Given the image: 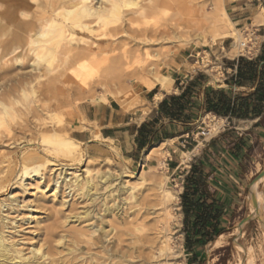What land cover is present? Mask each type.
<instances>
[{
	"label": "rangeland",
	"instance_id": "obj_1",
	"mask_svg": "<svg viewBox=\"0 0 264 264\" xmlns=\"http://www.w3.org/2000/svg\"><path fill=\"white\" fill-rule=\"evenodd\" d=\"M15 1L29 4L28 0H0V6ZM116 1L118 0L29 1L38 9L42 21L50 19L51 22L45 27V36L37 37L35 43L27 48L22 60H12L21 53L18 51L8 57L9 61L0 64V100L10 106L13 104L14 111H17L14 113L15 120L12 122L9 118L11 120L8 119V127L0 131V205L12 204V207L3 210V215H7L9 219L6 221L12 227L10 231L7 229L6 233L16 242L22 239L20 248H24L27 254L32 249L31 245L38 244L39 239L43 240V247L51 244V240L48 244L46 239L49 232L62 236L82 228L86 233L99 238L98 245H95L91 238L86 239L93 248L92 257L86 255L82 249L83 252H75L70 262L64 264H190L189 258L192 255L188 254L185 248L181 194L193 155L178 152L181 155L179 163L181 162L182 167L175 171L172 164H176L178 154H169L166 148L160 145L150 159L153 163L149 162L144 167V180H138L137 177L142 173L143 160L133 163L124 158L112 142L97 139L93 132L91 139H88L82 131L87 130V127L91 129L93 125L85 119L84 109L90 104H99L97 98L104 97L107 102L108 98L114 100L113 95L125 93L133 94L134 105L131 110L137 113L145 112V105H149L151 101V90L143 89L137 79L139 74L132 75L120 70L108 74L107 77L103 74L106 73L103 66L97 65L93 66L92 76L87 77L89 81L86 78L83 83L87 84L79 85L69 75L71 60L65 58V55L89 54L94 49L108 48L111 55L121 57L128 51L127 54L133 60L141 55L142 59L144 58L142 61L147 60L150 67L152 65L156 70L158 68L161 75H167L171 80L174 60L188 54L199 56L192 58L193 63L197 58L202 62L203 57L205 65L224 64L232 62L234 57L252 58L256 55L263 35V30L259 31L261 24L256 18L259 14H264V8L258 0H188L189 11L184 10L183 15L178 12L176 4H170L166 11L164 0H125L126 6L121 8L120 14L108 28L97 21L96 12H93L95 16H89L86 11V8H103L108 11ZM205 13L214 14V23ZM176 16L181 19L182 25L186 24L185 28L173 27L171 20ZM226 17L231 24L226 22ZM162 28H167L171 33L168 39L162 37L165 33L161 31ZM228 30L238 31L239 35L247 39L250 48L241 53L237 52L236 39L224 36ZM39 51L45 58L55 55L59 59L51 62L55 68L53 71H48L46 65L35 64ZM145 52H149V59H146ZM65 59L69 62L64 61ZM64 64L65 66H62ZM95 66L99 67L98 72ZM100 81L104 85L99 84ZM32 87L36 90L35 96L27 101L23 100V92L30 94ZM121 108L125 109L122 106ZM231 126L236 128L235 132L242 134L241 138L235 137V133L231 134ZM247 129L249 132H257L251 123L231 125L214 116H203L195 129L194 137L199 142L197 150L202 148L203 144L208 146L212 140L218 139L221 154L217 152L214 158L215 168L228 164L237 172L236 175L219 171L218 176L213 174V183L221 190L219 193L229 194L234 197L236 203L228 213L230 218L220 245L213 248L212 245L217 239L209 243L199 254V257L203 258L200 264H242L251 255L256 264L264 263V207L260 213L261 217H255L251 201V190L259 179L257 194H264V182L261 180H264V176L256 179L264 171V139L254 133H247ZM204 130L209 131L207 136L202 135ZM56 134L71 137L80 145L79 153L70 155L45 152L39 146V140L44 136ZM29 140L35 145L26 146ZM233 146L241 158L233 155ZM186 149L187 145L183 150ZM37 154L38 161L34 162L30 156ZM195 159L196 157L193 158ZM27 162H33L32 166L34 163H45L39 177L27 179L22 176ZM53 162L64 166L63 173L66 175L63 174V177L72 179L71 182L58 184L56 197L54 188L56 180L61 182V177L60 171L56 172L55 167L51 166ZM162 162L163 166L160 165ZM87 170L89 175L86 174ZM108 172L117 177L121 176L122 181L117 180L104 187L100 183L94 201L87 196L86 189L81 191L72 186L76 175H80L83 181L92 177L98 182L99 178ZM128 175L133 177L126 178ZM120 182L125 183V186L138 184L139 187L121 195ZM162 187L177 197L169 203L172 221L170 220L171 228L168 229L167 235L170 236L173 250L169 255L166 254L167 256L159 255L161 240L157 237L154 223L157 215L150 214L155 210L153 206L157 203L156 200L163 195ZM62 202L65 205H62ZM115 204H119L120 208L116 209L113 215L105 216L106 206L115 207ZM87 212L89 215H86ZM36 218L43 219L41 226L34 222ZM16 226L17 229H13ZM99 226L105 228L104 234ZM111 227H115L117 231L111 232ZM103 236L105 237L101 238ZM85 243L80 241L79 245L85 247ZM53 245L59 250L64 247L55 243ZM73 245L75 248L80 247L78 243ZM99 251L101 257L97 259L94 254Z\"/></svg>",
	"mask_w": 264,
	"mask_h": 264
},
{
	"label": "bare ground",
	"instance_id": "obj_2",
	"mask_svg": "<svg viewBox=\"0 0 264 264\" xmlns=\"http://www.w3.org/2000/svg\"><path fill=\"white\" fill-rule=\"evenodd\" d=\"M29 1L30 0H28L29 4H23V2H18V1L16 2L15 1L13 3L4 4L5 6L4 5L0 6V64L4 61L6 62L8 60L9 56L14 55L18 51H21V53L19 55H17L16 57H13L12 60L13 61L14 60L17 61L19 59L22 60L24 58V55H25L24 53L27 51V48L30 45H32L33 43H35V41L37 40V37L45 36V32H46L45 27L50 24L51 20L46 19L45 21H42L43 19L41 20V17L39 16V13H38V9L34 6H32ZM31 1L33 2L35 0H31ZM170 4L171 5L176 4L178 12L181 14L183 13V15H185L184 10L186 11L188 9V11H189V8H187V7H189L188 0H164V6L166 8L165 9L166 11H168V7ZM124 6H126L125 0H118L115 2V5H113V6L111 5V8L108 11H106L103 8L102 9H94V10L86 8V11L88 12L89 16L94 15V13L96 12L97 21L100 22L101 24H103V27L108 28L114 22L116 17L120 14V10ZM188 11H187V13H188ZM205 15L210 20L214 19V16H213L214 14L212 15L210 13H205ZM177 17L178 16H176L173 20H171L173 27L176 29L185 28V26H184V25H186L184 23L185 21L183 22L184 25H182V23L180 21L181 19L177 18ZM224 17H225V14H224ZM256 20L259 24H264V14H259V16L256 18ZM226 22L228 24H231L227 17H226ZM213 23H214V20H213ZM187 26H188V24H187ZM158 28H157V30H158ZM161 31H165V33L162 36L165 39H168L169 36H171V33L167 30V28H164V29L162 28ZM144 35L145 34H143V36ZM225 35H226V38L236 39V42H237L236 43V50H237V52L241 53V52L248 50L250 48V46L246 42L247 39L245 40L241 34L239 35L238 31L236 32L234 30H228L225 32L224 36ZM127 53H128V51L124 52V54H122L121 57H117V55L116 56L111 55L110 50H108V48H104V49H98V50H95V49L91 50V52L89 54L80 53V54H74L71 56L68 53L65 55V58H69V61L71 60L70 61L71 63H69L70 64L69 67L71 68V69L69 68L71 74H69V75L72 76V78L75 80V82H77L79 85L84 83L86 78L91 75V72L93 70V66L97 65L99 67L103 66V70L105 69V72H106L103 74H106L107 77H109L108 74L116 73L120 70H123L124 72L126 71L128 74H132V75L139 74L140 76L138 75L139 78H137V79L143 85L144 90L149 91V90H153L156 87H160L163 91H170L171 83H170V79L168 77H166L167 75L166 76L161 75V71H158V68L156 70V68L153 67L152 65L150 67V65L147 64V62H146L147 60H145V62L142 61L144 58L142 59L141 55H139L140 57L133 60ZM144 55H145L146 59L150 56L149 52H145ZM36 57L37 58L35 60V64L36 65H46L47 70L50 72L55 69V68H53V65H51V62L55 61V60H59L55 55H53V56L49 55L48 57L45 58L44 56L41 55V51H39L36 54ZM64 61H68V60L65 59ZM64 61H63V63H64ZM69 64H67V66ZM62 66H65V64ZM97 66H95V68L99 69V67H97ZM136 68H138V70H136ZM98 69H97V72H98ZM67 74H68V72H67ZM94 74H98V73H94ZM118 74H120V72ZM96 76L97 75H95V77ZM103 77H106V76H103ZM135 78H136V76H135ZM70 79L71 78H69V80ZM88 79L89 78H87V80ZM127 79H129V78H127ZM109 80H111V79H109ZM57 82L59 83L60 81H57ZM100 82H99V84L104 85L102 82L101 83ZM58 83H57V85H58ZM85 84H87V83H85ZM85 84H83V85H85ZM30 86H32V85H30ZM88 86H89V84H88ZM127 86H128V84H127ZM25 87H28V86H25ZM33 87L31 90L32 92L30 94H28V92L27 93L23 92L24 99H23V97L21 99L27 101L31 97L35 96L36 90L34 91ZM123 88H125V87H123ZM87 91H89V90H87ZM23 94L21 96H23ZM97 96H99V95H97ZM112 97L119 105L124 107L126 110H131V108L134 105V103L132 102L133 94L127 95L125 93H120V94L113 95ZM161 97H162V94H160V93H159V95L156 96L157 99H160ZM97 101L104 103L105 99H104V97H101V98H97ZM19 102H21V101H19ZM23 104H24V102H23ZM17 105L18 104H16V106ZM12 106L14 107L13 104L10 106V105H7L3 101L0 100V131L2 129H6L8 127V119L9 118L12 119V122H13V120H15L14 119L15 118L14 113H16L17 111H14ZM51 109H53L52 106H51ZM147 110L148 109H146V111ZM16 118H18V117L16 116ZM11 119H9V120H11ZM61 130H63V129H61ZM99 138H101V137H99ZM27 143L28 144L26 146H28V147H32L35 145L32 140H29ZM38 144L45 152H48V153L62 152L64 154L72 155L75 153H79V148H80V145H78V143H76L74 140H72L71 137L62 136L59 134H56L54 136L53 135L44 136L39 140ZM161 146H162V144H161ZM159 148H160V145H155L152 148L148 149V151L145 153L144 158H143V162L141 165L142 173L137 177L138 180H141V181L144 180V174H145L144 167L146 166L147 162L151 159L154 151L158 150ZM37 156H38V154L34 155V156L32 155L30 157H33V159L32 158L31 159L34 162H37L38 161ZM32 164H33V162L30 164L27 162L25 164V167L23 169V174H22V176L24 178L33 179V178L39 177L40 173L42 171V168L45 166V163H37V164L34 163V166H32ZM160 165L163 166L164 163L162 162ZM51 166L55 167L56 172L60 171L59 176L61 177V182H60V180H56V185L54 188V197H56L57 193H58V189H59L58 184L68 183L69 181L71 182L72 179L69 180L66 176L63 177V174H64L63 172L65 169L64 166L57 165L54 162L51 163ZM33 173H34V175H32ZM86 174L89 175L90 172L87 170ZM64 175H66V173ZM41 177H43V176H41ZM131 177H133V175H128L126 178H131ZM83 180L84 179H82L80 177V175L79 176L76 175L75 181L72 182V186H75L76 188H78L81 191H84V189H86L87 190V196L90 197L94 201V200H96L95 193L98 192V189H99L98 186L100 185V183H102V185L104 187L107 184L115 183L117 180L122 181V177L121 176L117 177L113 173L108 172V173H104L99 178L98 182H96L92 177L86 178L85 181H83ZM263 182H264V180H263ZM120 184H122L120 186V189H119L121 195L128 193L129 190H132V191L137 190L139 187L138 184H128V186H125V183H123V182H120ZM162 193H163V195L162 196L160 195L161 197H159V198L157 197L158 198L156 200L157 203H155L153 206L155 208L154 212L150 213L152 215H157L154 219V223H155V230L158 232L157 237L161 240V242H160L161 245H160V249H159V255L160 256H164L173 250V248L170 244V242H171V240L169 239L170 236L167 235V233H169L168 231L170 230L169 228H171V227H169L170 222L172 221V214L169 211V203H171L173 199H177L176 195H174L168 189L167 190L164 189V192H162ZM132 197L134 198L135 196L133 195ZM251 201L254 205L255 217H256V215L261 217L260 213L262 212V209L264 207V194H262L260 192H259V194L252 192L251 193ZM64 202H62L61 204L65 205ZM7 207H12V204L1 203V205H0V264H64L67 261L70 262L71 256L75 252H79V251L83 252L82 249H84V252L86 255H90L91 257L93 256V253H91V250L93 248L91 247L90 242L89 241L87 242L86 239L91 238L95 245L99 244V238L98 237L95 238V236H92L90 233L89 234L86 233L84 231V229H82V228L74 229L72 232H67L66 234H63L62 236H59L58 234H54L52 232H49V236L46 239H47V242L49 240H51L50 241L51 244H49V242H48L49 245L46 247H43V246H41V243L43 242V240L39 239L38 244H36V245L32 244L31 245L32 249H31L30 253L27 254L24 248H20V246H21L20 242L22 241V239H19L16 242V241H14V238L10 237L9 234L6 233L7 229L9 231L12 229V227L9 225V222L6 221L8 219V216L3 215L4 214L3 210ZM159 207H161V208H159ZM119 208H120L119 204H117V205L115 204V207L114 206H112V207L106 206L105 216L113 215L115 210L119 209ZM157 211H162V212L157 213ZM86 215H89V212H87ZM23 220H24V218H23ZM26 222H29V221L26 220ZM34 222L36 223L37 226H41L44 221H43V219H37L36 218L34 220ZM17 227L18 226H16V228H13V229H17ZM100 230H101V233L104 234L105 228H103L101 226ZM114 231H117V229L115 227H111V232H114ZM104 237L105 236H103L101 238H104ZM263 237H264V234H263ZM41 238H42V234H41ZM70 238H71V240H69ZM222 238H223V235L220 236L219 238H217L215 243L212 245L213 248H215L217 245H220ZM80 241L86 242L85 247H82L79 245ZM23 242L26 243L25 241H23ZM54 243L57 245H64L63 249L59 250L56 245H53ZM74 243H78V246H80V247L75 248L76 245H73ZM72 245L75 247H73ZM111 252H112V250H111ZM94 255L96 256L97 259H99L101 257V252L99 251ZM82 256H84V255H82ZM242 264H256V263H255L254 257L251 255V257L247 258V260Z\"/></svg>",
	"mask_w": 264,
	"mask_h": 264
},
{
	"label": "crops",
	"instance_id": "obj_3",
	"mask_svg": "<svg viewBox=\"0 0 264 264\" xmlns=\"http://www.w3.org/2000/svg\"><path fill=\"white\" fill-rule=\"evenodd\" d=\"M257 2H259L260 6L264 8L263 0H258ZM260 30H263V35L261 36L262 44L259 46L256 55L252 58L247 57L250 60L260 56L262 53L264 44V24L260 25L259 31ZM194 57L199 56L188 54L174 60L172 64L174 69L173 76L170 80V91H163L160 87H156L151 90V101H149V105H145L148 109L146 112L139 111L137 113L133 110L123 109L115 100L108 98L107 102L90 104V106L84 109L85 119L93 126L91 129L87 127V130H83L82 132L87 135L88 139H91V133L93 132L95 133L97 139L101 137L106 142H112L122 153L123 157L133 163L138 162V160H141L142 162L148 149L161 144L163 148H166L169 154H178V152H181L184 155L192 154L193 158L196 157V159L200 157L208 146L203 144V147L197 150L199 142L194 137V134L199 119L203 116H214L217 119H222L230 124L228 118L218 117L211 112L204 113L203 104L205 102L206 92L209 91L210 88H214L217 90H224L226 93L233 92V96L237 94L249 95L258 88V82L249 88L230 86L227 82L236 75V65H231V62L216 65L211 63L205 65L203 57L202 62L199 58H197V60L193 63L192 58ZM239 58L240 57L232 58V62L238 61ZM176 74L178 76H175ZM199 75L203 76L204 80L199 83L198 87L191 90L190 96L186 100L187 105L185 109L177 112L174 116L166 115L160 110V105L167 97L181 96L187 91L190 83ZM159 93L162 94V97L157 99L156 96L159 95ZM233 123H251L252 127L257 132H249L247 129V133H254L257 137L264 139V114H261L253 119H233ZM144 124H150V127L155 129V134L149 137V142H147L146 145H144L143 140L140 137V131ZM232 128L236 129L235 127H230V129ZM240 136L242 137L240 132H235V137L241 138ZM141 143H143L142 148L140 145ZM186 145L187 149L183 150V148H186ZM217 152L218 154H221L219 150H216L215 153L211 154L213 161H215L214 158L217 155ZM232 152L234 156L241 158L239 152H236L234 146L232 148ZM180 157L181 155L179 153L176 164H172L175 171H178V169L182 167L181 162L179 163ZM193 158H191V161L195 162L196 159L193 160ZM149 162L153 163V161L150 160L147 163ZM192 163L188 166L189 169L186 171V175L189 173ZM213 169H216L214 175L218 173L217 171L220 173L229 172L233 175L237 173L236 170L228 166V164L224 165L222 168H215V166H213ZM230 177L233 176L230 175ZM261 180L263 181V179ZM258 182L252 188L251 193L258 192ZM211 190L213 192L218 191V193L221 191L216 187V185H213ZM221 198L222 200H227L228 206H230L229 211H231L236 203L234 197H231L229 194L222 193Z\"/></svg>",
	"mask_w": 264,
	"mask_h": 264
},
{
	"label": "trees",
	"instance_id": "obj_4",
	"mask_svg": "<svg viewBox=\"0 0 264 264\" xmlns=\"http://www.w3.org/2000/svg\"><path fill=\"white\" fill-rule=\"evenodd\" d=\"M237 66V73L227 84L237 87H252L258 82V88L249 95L226 93L224 90L210 88L205 94L203 104L204 113H213L218 117L228 118L230 124L233 119H253L264 114V44L260 56L250 60L240 57L238 61L230 63ZM204 77L199 75L192 81L185 93L181 96H169L160 105V110L166 115L174 116L185 109L186 100L192 89L198 87ZM262 123V121H261ZM232 127V126H231ZM231 134L235 133L232 128ZM155 134L150 124H144L140 137L144 145L149 137ZM141 143V148L143 146ZM151 143V141H150ZM219 140H212L204 153L192 163L189 173L184 179V191L181 194V207L183 213V232L185 234V248L190 264H200L203 258L199 254L205 247L214 242L227 229L230 218L227 200H222L218 191L213 192L214 161L211 154L219 150Z\"/></svg>",
	"mask_w": 264,
	"mask_h": 264
},
{
	"label": "built area",
	"instance_id": "obj_5",
	"mask_svg": "<svg viewBox=\"0 0 264 264\" xmlns=\"http://www.w3.org/2000/svg\"><path fill=\"white\" fill-rule=\"evenodd\" d=\"M209 134V131H207V130H204L203 132H202V135H204V136H207Z\"/></svg>",
	"mask_w": 264,
	"mask_h": 264
},
{
	"label": "water",
	"instance_id": "obj_6",
	"mask_svg": "<svg viewBox=\"0 0 264 264\" xmlns=\"http://www.w3.org/2000/svg\"><path fill=\"white\" fill-rule=\"evenodd\" d=\"M264 176V171L262 173H260L256 179L260 178V177H263Z\"/></svg>",
	"mask_w": 264,
	"mask_h": 264
}]
</instances>
